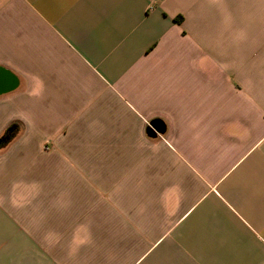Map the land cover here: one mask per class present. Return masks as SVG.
Wrapping results in <instances>:
<instances>
[{
  "label": "crops",
  "instance_id": "0c3cea01",
  "mask_svg": "<svg viewBox=\"0 0 264 264\" xmlns=\"http://www.w3.org/2000/svg\"><path fill=\"white\" fill-rule=\"evenodd\" d=\"M9 126L0 264H264V0H0Z\"/></svg>",
  "mask_w": 264,
  "mask_h": 264
},
{
  "label": "trees",
  "instance_id": "16d2710c",
  "mask_svg": "<svg viewBox=\"0 0 264 264\" xmlns=\"http://www.w3.org/2000/svg\"><path fill=\"white\" fill-rule=\"evenodd\" d=\"M177 21H180V18L177 19ZM14 128L12 126H9L6 128L0 135V149L4 148L5 145H7L12 138L14 137Z\"/></svg>",
  "mask_w": 264,
  "mask_h": 264
},
{
  "label": "water",
  "instance_id": "95a60500",
  "mask_svg": "<svg viewBox=\"0 0 264 264\" xmlns=\"http://www.w3.org/2000/svg\"><path fill=\"white\" fill-rule=\"evenodd\" d=\"M150 125H151L150 132L152 134L159 133L163 130V125L158 121H152Z\"/></svg>",
  "mask_w": 264,
  "mask_h": 264
},
{
  "label": "rangeland",
  "instance_id": "374dc122",
  "mask_svg": "<svg viewBox=\"0 0 264 264\" xmlns=\"http://www.w3.org/2000/svg\"><path fill=\"white\" fill-rule=\"evenodd\" d=\"M15 131V130H14ZM42 149H45V150H48L50 149L51 147H47V145H44V147H41Z\"/></svg>",
  "mask_w": 264,
  "mask_h": 264
}]
</instances>
